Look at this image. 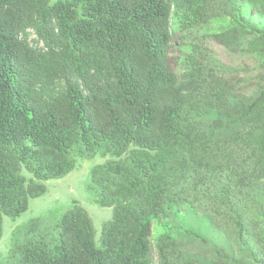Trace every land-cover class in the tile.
Returning <instances> with one entry per match:
<instances>
[{
	"label": "trees",
	"instance_id": "obj_1",
	"mask_svg": "<svg viewBox=\"0 0 264 264\" xmlns=\"http://www.w3.org/2000/svg\"><path fill=\"white\" fill-rule=\"evenodd\" d=\"M218 18L212 41L264 57V28L233 0H0V239L80 158H104L88 186L113 208L99 239L78 200L34 218L0 264H154L153 246L159 264H264V86L251 97L220 74L207 35L182 49ZM182 204L229 248L189 258L153 238Z\"/></svg>",
	"mask_w": 264,
	"mask_h": 264
},
{
	"label": "rangeland",
	"instance_id": "obj_2",
	"mask_svg": "<svg viewBox=\"0 0 264 264\" xmlns=\"http://www.w3.org/2000/svg\"><path fill=\"white\" fill-rule=\"evenodd\" d=\"M233 1L253 23L264 28V15L253 8L251 3L246 0ZM230 22L227 18H218L203 29L188 31L182 43V49L184 52L190 51L194 43L201 41L204 35H207L205 43L212 50L217 71L220 74L234 77L242 86V90L254 97L264 86V57L257 52L247 50L246 45L238 52L231 51L208 37L210 33L221 30ZM178 28L175 20L173 29ZM29 38L35 45L34 39L37 36L34 31H30ZM103 161L104 158L100 154L93 158L78 159L75 169L69 174L63 178L50 179L46 182L47 192L40 197L30 199L27 211L16 218L5 216L3 235L0 239V261L8 255L14 240H22L28 223L32 219L40 218L42 225L54 221L71 208L74 200H78L88 210L97 231V239H99L104 222L113 216V208L99 204L96 201L95 191L88 185L92 167ZM162 232H170L178 237L183 255L189 258L208 259L213 250L229 248L226 237L212 224L210 219L187 204L176 206L168 212L165 218H158L154 221L153 238ZM152 260L154 264H159L154 246Z\"/></svg>",
	"mask_w": 264,
	"mask_h": 264
}]
</instances>
